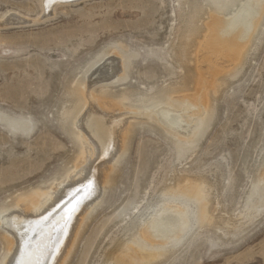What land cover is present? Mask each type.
I'll list each match as a JSON object with an SVG mask.
<instances>
[{"label":"rangeland","instance_id":"rangeland-1","mask_svg":"<svg viewBox=\"0 0 264 264\" xmlns=\"http://www.w3.org/2000/svg\"><path fill=\"white\" fill-rule=\"evenodd\" d=\"M210 1L78 0L46 12L43 0H0V22L27 21L0 24V264L2 218L76 170L85 87L115 57L117 78L89 94L133 115L63 264H120L125 247L149 249L141 233L154 214L178 207L188 229L143 264H264V0L237 60L216 70L199 60L211 16L229 18L245 0ZM186 96L205 104L190 138L138 117Z\"/></svg>","mask_w":264,"mask_h":264},{"label":"bare ground","instance_id":"bare-ground-1","mask_svg":"<svg viewBox=\"0 0 264 264\" xmlns=\"http://www.w3.org/2000/svg\"><path fill=\"white\" fill-rule=\"evenodd\" d=\"M43 1V10L48 12L56 3L67 4L78 0ZM230 1L210 2L216 5V8L224 10ZM262 9L263 0H245L238 11L236 10L237 13L229 18L212 15L206 42L199 50V60L208 61L211 66L207 68L211 70L222 67L224 63L236 61L250 40ZM5 23L14 25L27 21L18 15H9L0 22ZM208 48L211 50L207 51ZM107 61L101 64L97 72H93L85 87L86 106L77 124L80 128L83 152L76 170L63 186H55L49 196H38L35 204L25 202L17 211L6 217V220L2 218L1 226H4L8 250L1 264H63L65 261L83 219L81 215L98 197L103 179L111 168L112 158L124 145L126 122L133 115L118 104L97 99L89 94L93 83L111 84L121 71L120 59L115 57L112 61ZM190 97H175L169 104L152 112L140 113L138 117H151L155 122H161L176 138H190L191 135L198 134L205 109L203 98L193 100L192 106L185 104ZM193 189H188L187 192L196 196L197 193ZM168 210L170 213H165L164 209L144 223L141 236L150 246L145 250L147 253H144V247H137L136 250L133 245H129L125 247V252H130L128 259L120 256L118 263L143 264L144 261L153 260L161 255L154 249V245L162 247L184 235L190 221L187 209L178 207ZM199 216L200 221H208L205 206L201 207ZM135 253L137 255H134Z\"/></svg>","mask_w":264,"mask_h":264}]
</instances>
